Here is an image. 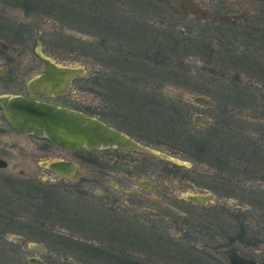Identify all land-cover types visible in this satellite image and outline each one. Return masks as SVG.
<instances>
[{
  "label": "rangeland",
  "instance_id": "374dc122",
  "mask_svg": "<svg viewBox=\"0 0 264 264\" xmlns=\"http://www.w3.org/2000/svg\"><path fill=\"white\" fill-rule=\"evenodd\" d=\"M34 1L37 0H30L29 6ZM160 1L118 0L116 3L122 4V7L127 9L125 10L127 13L119 11L116 6L111 9L114 16L112 18L104 8L105 0H41L40 8H33L37 11H33L34 13L27 11L32 14H26L25 10L17 6L4 5L0 2V11L3 10L2 7L6 9L3 10L2 17H5L3 21L7 24L1 26L3 31L0 30V41L7 45L6 50L0 48V94L12 95L24 92L25 81L30 78H27L28 73L25 74V78L22 76L27 70H32L35 64L30 48L33 37L36 36L40 44V54L51 59L57 58V62L63 65L79 66L85 72L83 76L90 77L92 100L90 112L92 116H98L103 120L105 51L111 49L112 45L120 47L121 51L129 47L138 49L139 52L135 56H117L119 58L117 68L125 70L130 77L124 78L126 81L124 87L135 85L134 79L131 78L134 77L133 73L136 76H147L151 81L138 82L139 86L150 90L160 88L164 95L171 96L170 102L173 108L170 117L169 115L167 117L168 124H164L165 117L162 110L156 109L152 101L149 103L140 101L136 93L120 94L124 98L126 95L137 98L128 100L123 106L132 108L137 106L141 119H139L140 124L132 130L129 129L131 127L123 125L122 121L120 122L122 125L118 123L115 124L117 128L114 127L119 128L141 145L164 153L178 162H197L194 163V167L185 168L187 171L183 167L187 166L183 165V173L165 171L170 173L166 175L168 177L164 172L158 173L160 171L150 173V178L147 173H143L141 177L157 183L158 189L153 191L144 189L140 192L136 188L129 187L130 185L117 174V170L123 168L121 165L111 164L112 167L107 171L110 177L87 182L86 185L92 190L87 197L80 199L79 191H71L72 187L68 181H59L37 162V156H45L44 150L49 152L48 155L55 154L58 157H71L70 155L73 154L52 149L45 145L43 139L32 136L18 139L9 131L0 133V142L5 143L8 148L5 156L9 160L7 169L0 170V264H30L27 261L29 257L39 258L42 264H104L100 260H92L80 250H69L64 247L62 244L64 240L59 236L68 237L76 242L84 238L82 243L97 245L102 250L106 247L109 253L125 260L127 264L142 258H147L149 261L152 259L154 264H193L185 259L187 258L185 250L189 248L195 250L190 251L192 255L202 250L207 253L205 255L207 258L215 260L213 263L217 261L218 264H226V259L224 260L221 254L219 256V249L229 248L232 243L229 242L230 237H234L235 240L241 238L236 234L241 230L242 222L245 225L246 236L242 237L243 244L238 243L242 246L241 253L256 258L264 255V191L255 190L254 194L257 196H250L244 188L242 191L237 189L236 195L247 196L241 197L242 199L219 195L212 185L216 177H222L224 182V184L220 183L222 190L230 187L228 186L231 185L229 170L223 167L221 169L223 163L221 165L209 163L212 160L209 156H219L220 152H216L213 147L216 143L214 139L224 145L229 137L243 141L248 136L252 141L260 139L263 144L261 138L264 136V44L259 45L262 44L260 39L262 34L264 35V13H261L259 18L253 19V14L260 9L257 0H226L232 11L235 9V4L241 5L243 11L239 13L246 16L241 18V22L250 15L249 20L244 22L249 23L254 29L240 26L243 30L232 36L229 41L231 56L225 54L229 57H217L215 53L214 57H210V50L205 48V44L217 45L218 40L224 38L223 31L227 30L226 37L231 30L230 26H225L227 19L219 20L222 26H211L214 19L213 3L210 1L209 6L205 4L203 7H198V1L204 0ZM126 2L129 5H126ZM136 5L138 8L132 14L131 10ZM156 8L160 12H157ZM85 15L87 20L84 19ZM19 21L26 22L25 26H15L14 23ZM64 23H75L77 26H62ZM254 23L262 26H256ZM27 24L29 25L26 26ZM246 29L250 30L248 40ZM103 32L110 36L103 35ZM103 38L106 40L103 41ZM242 39L248 41L247 50ZM198 45H200L199 50H197ZM165 47H168L166 50L169 53L163 59L157 57L156 60L154 56L150 59L143 55L152 52L151 48L165 51ZM239 55L244 56L245 59L236 58ZM110 61L114 62L112 58ZM112 68L108 66L107 70ZM35 70L38 71L39 68ZM235 72L241 76L240 80L236 79L239 87L232 86L230 82L233 80L224 79L234 76ZM235 89H240L241 98L235 93ZM245 91L246 95L243 93ZM158 95L163 98L161 94ZM199 96H205L211 104L202 106L195 103L194 97ZM154 112L158 117L152 114ZM187 123V126L193 128L190 132L195 135L197 132L194 129H198L200 133L216 136L210 140L209 153L212 155H202L200 151L189 154L196 149L181 143V141L189 142L187 133H183L184 129H187L185 127ZM164 126L169 130V135ZM2 128L6 129L4 123L0 121V130ZM21 146L24 151H20ZM125 151L118 149L114 150V153L126 155L122 159L133 164H137L138 159H145L148 155ZM200 153L201 156L209 158L206 159L208 162L202 158L195 159ZM162 161L171 164L169 161ZM145 163L149 164V159L145 160ZM242 165L244 163L239 167L245 166ZM151 166L155 169L153 171H156L161 169L162 164L155 161ZM84 169L86 170V167ZM244 169L247 170L245 167L241 168V171ZM20 170L22 174H19ZM210 173H213L210 178L204 176ZM184 175H188L187 180L183 178ZM10 177L14 180V186L7 183L6 179ZM44 179L45 181L47 179V183L54 184L42 186L39 196L36 192L32 194L30 189L28 195L22 192L23 187L27 185H43L41 181ZM233 184L234 190L240 185L238 182ZM113 186L129 187L127 190L142 193L147 201L122 195ZM187 193H210L214 200L203 206L194 205L182 198ZM56 195H61L62 200ZM48 196H51L53 201H46ZM88 201L90 204H84ZM6 204L9 205L7 209L19 216L18 219H13L17 223L15 226L8 223V219L12 216L4 211L5 209L3 210ZM22 206L25 210L30 207L49 206L54 213L48 218L34 220L31 215L24 217L28 212L23 211L25 213L23 215ZM143 206L144 209H141ZM144 211L154 212V216H148ZM229 214L238 216V219L226 218ZM60 215L72 219V222L78 219L83 229L73 226L74 223L71 225L68 221L53 219L55 216L59 218ZM221 215H225L226 219L221 218ZM112 219H117L121 227H129L135 233L132 235L127 230H123L122 235V229L109 231L110 224H113ZM228 221L234 226L228 225ZM142 226L149 229V232ZM140 229H143L147 235L153 232L152 234L157 237L156 242H154L156 238H152L154 243L150 244V251L145 252L136 245L138 234L141 239H145L144 237L149 239V236L137 231ZM80 230L83 233L81 237H79ZM86 236L88 239L85 238ZM258 250L261 253L257 255ZM178 252L182 254H177ZM192 255L189 253V258Z\"/></svg>",
  "mask_w": 264,
  "mask_h": 264
},
{
  "label": "flooded vegetation",
  "instance_id": "af4514ba",
  "mask_svg": "<svg viewBox=\"0 0 264 264\" xmlns=\"http://www.w3.org/2000/svg\"><path fill=\"white\" fill-rule=\"evenodd\" d=\"M157 1L161 2L160 0H157ZM168 1L169 0H164L163 2H168ZM210 1L213 3L212 14H213V18H214L211 26H222L221 23L219 22V20L227 19V25H225V26H230L229 28H231V30L228 31V34L226 35V37H225V33L227 32V30L223 31L222 36H224V38H221L220 40H218L217 45H211L210 44L207 46V44H205V48L206 49L209 48L210 57H214V54L217 53L216 54L217 57L221 56V57L226 58V57H229L232 55V53L229 52V49L231 48V46L229 45V41L231 40V37L234 36L236 33L241 32L243 30V29H241L240 26H243V28H245V27H251L252 28V26H250L249 23L245 24L246 22H244L246 20H249L250 15L246 18V20H243L241 22V18L243 16L246 17L244 14L241 15L239 13V11H241V12L243 11V8L241 7V5L235 4V9H234V11H232V7L230 6V4L226 0L198 1L197 6L203 7V5H205V4H206V6H209L208 3ZM0 2L4 5L17 6L18 8L25 10L26 14L30 13L27 11H31L32 13H34L33 11H35L36 9L33 10V8H36V7L40 8V4H41V0L34 1V3L31 4V6H29L30 0H0ZM116 2H118V0H114V2L113 1L111 2V0H105V2L103 3L104 8L107 10V13H109L108 15L110 18L114 17L113 13H111V11H112L111 9H113L116 6H117L119 11L127 13V11H125L127 9L122 7V4H118ZM119 2H122V1H119ZM257 3L259 4L258 8L260 7V9L256 13L253 14V19L259 18L261 16V13H264V0H257ZM125 4L129 5L128 2H126ZM156 5H158V4H156ZM137 8H138L137 5L135 7H133V10H131V13L133 14L134 13L133 11L136 10ZM1 9L6 10L5 7H2ZM3 10L0 11V30H2L1 26L7 25L3 21L5 19V17H2V14H4ZM157 12H160V10L157 9ZM32 13H30V14H32ZM202 14H205V13L202 12ZM137 16H139V14ZM133 18L135 19L136 17L133 16ZM84 19L87 20L86 15L84 16ZM135 20H137V19H135ZM58 21H59V19H58ZM66 21H68V20H66ZM104 22L105 21L103 20V23ZM25 23L26 22L19 21V22H16L14 24H15V26H25L24 25ZM254 24L256 26H262L258 23H254ZM28 25L29 24H27L26 26H28ZM62 26H77V25L75 23H64ZM231 26H234V27H231ZM252 29H254V28H252ZM217 30H219V29H217ZM38 33L40 34L41 32L39 31ZM249 34H250V30H247V36H248L247 40L249 39ZM103 35L110 36L109 34H107L105 32H103ZM108 38L110 39V37H108ZM244 39H246V38H244ZM104 40H106V38H103V41ZM247 40L242 39V42L245 45L246 50H247V47L249 48ZM260 41H261L260 43H262V44H260L259 46H262L264 44V35L263 34L261 36ZM39 46H40V44L38 43V37L34 36L30 50H31L33 59L35 60V64L32 66V70H30V71L27 70L24 73V75L22 76V78H25V74L28 73L27 78H30V79L25 81V89H24L23 93H16V94H12V95H21V96H28L29 95V87L31 86L32 82L35 81L36 79L42 78L44 75L47 74V72L45 71V68H44L45 67V61H47L48 63H52L55 66L61 67V68H71V69L81 68V67L75 66V65H73V66L63 65V64L57 62V60H58L57 58L51 59L47 56L40 54L39 53ZM162 46H159V48H161ZM199 47H200V45L197 46V50H199ZM217 47H219L220 49ZM0 48H2L3 50H6L7 45L3 41H0ZM159 48H155V49L151 48L152 52L143 53V55L146 58H150L151 56H154V59H156V60H157V57L158 58L160 57L161 59H163L165 56H168L169 52H168V50H166V49H168V47L167 48L165 47V51L162 49L158 50ZM105 52H106V55L103 56V66L105 68V69H103V77H104V79H103V89H104L103 90V120L101 118H99L98 116H92L91 115V112H90V107L92 104L91 88H90L91 79H90V77H84L83 76L85 73L83 69L80 72L78 71L73 76H71L69 79V82L67 84H65L62 89H58V91L56 93H53V92L50 94L38 93L34 96V99L37 101L50 103V104H53V105H56L59 107H64L67 109L79 111V112L84 113L86 115H89L91 117L100 119L101 121H103V123L105 125L125 134L124 132L120 131L119 128H118L119 130L116 129L117 127L115 124H118V123L120 124V122L122 121L123 125H125V126L127 125V127H131L129 129L132 130V129H135V126H138V124H140L139 119H141V118L139 117V110H138L137 106L136 107L134 106V108L129 107L128 105H127L128 107L123 106V104H125V105L127 104L128 100L137 99V98L134 96H127V95L124 98L123 95H120V94L136 93V96L139 98L140 101L148 102V103L150 101H152L154 103V105H156V109L162 110L163 116L166 118V119L164 118V124L167 123V119H168L167 117H168V115L170 117V111L173 108V104H171V102H170L171 96H169L167 94L164 95L162 93L163 91L160 88H155V89L150 90L149 88L139 86L138 82H141L143 80L151 81L150 80L151 78H147V76H143V75L136 76L135 73H133L132 76H134V77H131V78L134 79L135 83H133V84H135V85L132 87H129V86L124 87V84L126 83L124 78H126V77L128 78L129 76L127 75V72L125 70H120L117 68V62L119 59L118 57H120V56L121 57H123V56H131L132 57V56L137 55L139 50L129 47L125 51H121L120 47L112 45L111 49L106 50ZM231 52H232V50H231ZM244 52L246 54L248 53L247 51H244ZM225 54H227L229 56H225ZM238 57L245 59V57L241 56V55L237 56L236 58H238ZM111 58L113 59L114 62L110 61ZM150 59H152V58H150ZM113 63H115V66H113ZM108 66L110 68L113 67L112 70H107ZM237 67H240V66L237 65ZM36 68H39V70L36 71L35 70ZM248 69H250V67H248ZM160 75L162 76V74H160ZM161 76H158V77L161 78ZM200 77L202 78L201 75H200ZM240 77L241 76L238 74V72H235L234 76H228L226 78L224 77V79L233 80L232 82H230L232 84V86L233 87H239V86H237L238 83L236 82V79L240 80ZM162 78L164 79L163 76H162ZM218 78H220V77H218ZM159 81L162 82L161 79H159ZM125 88H127V89H125ZM245 88H247V87H245ZM239 90L235 89L234 91H235V93L238 94V97L241 98L240 94H239ZM243 93L245 95L247 94L246 91ZM158 94H161L163 96V98H160V96ZM1 95H9V94H0V96ZM199 97H203V96H199ZM125 100H126V102H124ZM74 102H76V104H74ZM197 104L202 105V106H205V105L208 106L211 103L208 99V103H197ZM155 113L156 112H154L152 114L154 115ZM143 120L145 121L144 118H143ZM0 121H1V123H4L5 128L7 129L6 130V129L2 128V130H0V133L9 131V132H11V134L14 137H16L18 139L22 138L23 136H25V137L26 136H32L34 138L43 139L46 146H48L52 149H55L61 153L63 152V153L73 154V155H70L72 158L71 157H63V156L58 157L55 154H49L48 155L49 152L48 153L45 152V150L43 148L45 156L44 155L43 156H37V162L41 168L46 170L47 173L54 175L56 177V179H58L59 181H68L72 187L71 191L72 190L73 191H76V190L79 191L78 198H80V199H84V197H87V194L90 193L92 190V188H90V186L86 185L87 182H94V181H97L99 179L104 180L105 178L110 177L107 175V174H109V173H107V171H108L109 167H112V166H110L111 164L112 165H114V164L121 165L123 168L120 167L117 170V174H119L121 176V178L125 182H127L128 185H130L129 187L136 188V190H138L140 192V190H144V189L147 191H150V190L153 191V190L158 189L157 183L152 182L150 179H146V178L141 177V176H143V173H147L148 178H150L149 176H151V174H153V172L156 173L158 171H160L158 173H163V172L166 173L165 176L170 174V173H167L165 171H168V172L180 171V173H183V167H184V170L187 171V169H185V168L194 167L195 166L194 163H197L196 161L195 162L191 161L189 163L176 162V161H173L172 159L159 157V156H157L151 152H147L144 150L125 149V148H119V147H103V148L96 149V150H90V149H87L86 147H81L79 149H66V148H63V147H60L58 145L51 143L45 136L38 137V136H35L33 134L22 133L16 129H14L11 126V124L4 117L1 106H0ZM185 121H187V120H185ZM122 124H120V125H122ZM187 125H188V123L185 124V127H187V129L185 128L183 133L184 134L187 133V137H188L189 142L181 141V143L184 145L186 144L189 147H193V148L195 147V149H196L195 151L190 152L189 154L196 153L197 151H200L202 153V155L203 154L212 155L209 153L210 142H211L210 140H212L216 136L211 135V134H204L203 132L200 133V131H198V129H194L197 132V134L195 135L193 132H190L191 129H193V128L189 127ZM164 127L166 129V126H164ZM166 130L164 131L165 137H166ZM167 131H168V135H169V130H167ZM3 134H5V133H3ZM125 135L130 137L127 134H125ZM258 138H260V137H258ZM132 140H134V139H132ZM253 140L254 141L250 140V138L248 136H246V140H243V141L235 140V138L229 137V140L227 141V143L224 142V145H222L221 142L216 141L214 139V141L216 143L213 144V147L217 150L216 152H219V151L220 152H219V156H214V155L209 156L210 159H212L209 163H218L220 165L223 163V165H221V169L223 167V168H226L229 170L230 181H231V183H230L231 185H228L230 187H227L226 189L222 190L221 184H224V182L222 181L223 178L222 177H216L215 178V183H214V185H212V187H213L214 191L217 192L219 195L226 197V198L242 199L241 197H247V196L244 195V196L239 197L238 194L236 195L235 191H237V189L239 191H242L244 188L245 191L249 192L250 196H257V194H254L255 190L264 191V184H262V183H264V136H263V138H261V140L263 141V144H262V142H260V139H258V140L253 139ZM134 141L139 143L136 140H134ZM235 142H237V143L235 144ZM21 145H23V144H21ZM48 147H46V149ZM240 148H242V149H240ZM118 149H122V151L126 150L125 152H129V151L142 152V153H145L148 155H146L147 157L145 159H143V158H141V160L138 159L137 164H133V163H129V161H126V159H122L126 155L114 153V150H118ZM102 150H103V152H102ZM7 151H8V148H7L6 144L0 142V164L3 165V166H0L1 171L6 170L8 167V164H9V160L5 156V153ZM20 151H24L23 146H21ZM201 153H200V156H197L195 159L199 160L202 158L205 161H207L206 159H209V158L201 156ZM148 159H149V164H146L145 160H148ZM162 160L169 161V162H171V164L164 162ZM155 161L162 164V167H161V169L153 171L155 169H152L153 167L151 166V163H153ZM56 162L69 163L71 165V168L65 174L57 173L55 170H53L51 168V164L56 163ZM243 163L245 166L242 165L244 167H239V165H241ZM228 164L231 166H229ZM257 164L260 166H257ZM183 165H186L187 167H185ZM84 167H86V170L84 169ZM245 167L247 170L244 169L243 171H241V168H245ZM19 172H20L19 174H22L21 170ZM212 175H213V173L204 174V176L206 178H210V176H212ZM166 177H168V176H166ZM183 178L187 180L188 175H184ZM6 180L8 181L7 183H10L12 186H14V180L12 177H10L9 179H6ZM46 181H47V179H46ZM46 181H45V179L41 181V183L43 185H29V186L27 185L26 187H23L22 192L25 195H28V190L30 189L29 191L32 194H35V192H36V195L39 196L41 188H43L42 186H46V185L48 186V185L54 184V183H47ZM235 182H238L240 184L239 186H236V190H234L232 187V185L234 186L233 183H235ZM109 186H111V185H109ZM129 187H119L118 188V187L113 186V188L115 190H118L119 192H121L122 195H125L129 198H132V199L140 198L144 201L145 200L147 201L146 198H143L142 193H139L137 191L127 190V189H129ZM107 196H108V194H106V197ZM192 196H200L202 198L203 197H207V198L206 199L203 198V201H195V200H192L190 198ZM56 197H58L62 200L61 195H58V196L56 195ZM182 198L185 201H187L191 204H194V205H198V206L206 205L209 202H211L212 200H214L213 195L210 193H208V194L187 193ZM263 198H264V195H263ZM55 199L58 201L57 198H55ZM45 200L46 201L50 200V202H51V201H53V198H51V196H48L47 199H45ZM89 201H91L90 198H89ZM89 201L87 203H84V204H90ZM97 202L101 203L100 201H97ZM136 205H138V204H136ZM7 206H9V205L6 204V207L3 208V210L5 209L4 211L9 212L10 215L12 216V217H10V219H8V223L11 225L13 224V226H15V225H17V223L13 219H18L19 216H17L18 214L12 212L10 209H7ZM133 207L136 208V206H133ZM0 208H1V205H0ZM85 209H87V208H85ZM141 209H144V206L141 207ZM23 211L28 212V214H25ZM22 213H23V215L25 214L24 217H29L31 215L34 218V220H37L39 218H48L50 215H52L54 213V211L52 209H50L49 206L30 207V208H28V210H25L24 206H22ZM144 213L148 216H154V212L144 211ZM238 214L240 215V213H238ZM23 215H21V216H23ZM220 217L225 218V215H221ZM237 217L238 216H236V215L229 214V215H227L226 218L238 219ZM53 219H58V220H61L62 222L68 221V223L70 222L71 225H72V223H74L73 226L78 227V229H80V228H81V230L83 229V226H81L82 224L79 222L78 219H75L72 222V219H67L64 215H60L59 218H57L55 216ZM112 220H111V222L113 224H110L109 231L122 229V232H121L122 235H123V230H127L132 235L135 233V231H133L129 227H121V225H120L121 223L118 222L117 219L113 220V221ZM227 223H228V225H230L232 227L234 226V224L230 223L229 221ZM115 224L117 226H114ZM262 226H263V224H262ZM75 227H73V228H75ZM142 227L147 232H149V229H147L145 226H142ZM244 227H245V225L242 222V225L240 228L241 230H239L237 232L236 236H241V238L246 236L245 231H244L245 230ZM37 228H38V226H36V229ZM81 230H80L79 237L83 236V233H81L82 232ZM137 231L141 234L147 235L146 233H144L143 229H140ZM72 232L73 231H71V233ZM138 232H136V233H138ZM152 233L153 232H150V234L147 235V236H149V239H148V237H144L145 239H141V238H139L140 234L136 235V237L138 238V242L136 245L138 246L139 249H141L145 252L150 251L149 250V249H151L150 244L157 241V237ZM233 234H235V232ZM144 235H142V236H144ZM59 237L60 238L62 237V239L64 240V242H62L64 247L68 248L69 250L70 249L80 250L83 254H86L92 260H100V262H103L104 264H127L125 262V260H121L119 257H115L114 254L109 253L108 250L106 249V247L105 248L103 247V250H102V248H98L97 245H88L86 243H82L84 238L81 239L79 242H76L75 240H72V239L65 237V236H59ZM107 237L109 238L110 236H107ZM85 238L88 239L87 236ZM152 238L153 239L156 238V240H154V242H153ZM233 238L234 237H230V239H229V242L230 243L232 242L228 246L229 248L224 249V250L219 249V256L221 254L224 257V260L226 259V261H227L226 264H231L232 259H234V260L238 259L241 261H246L248 263L252 262L254 264H262L263 263L264 255H262V256L259 255L256 258L255 256H250V255H246V254L241 253L242 246H240L238 243L243 244L242 241H244V239L240 238L238 240H235ZM210 239H212L211 236H210ZM105 240H108V239H105ZM227 241H228V238H227ZM155 244L158 246H161L158 243H155ZM179 247H180V245H179ZM174 250H176V249H174ZM191 250H194V249L189 248V249L185 250V253L187 254V258L185 257V259L189 263H193V264L194 263L195 264H218L217 261H216V263H213V261L215 262V260L207 258V256H205L207 254V253H205V251L200 250L199 253L196 252L192 255V253L190 252ZM220 250H221V252H220ZM179 251H181L180 248H179ZM189 253L192 255V257H190V258H189ZM260 253H261V251L258 250L257 255ZM177 254H182V253L178 252ZM28 259H27V261H28ZM217 259L219 260V257ZM152 261H153L152 259L149 261L147 258H142V259H139L138 261L132 260L128 264H154V262H152Z\"/></svg>",
  "mask_w": 264,
  "mask_h": 264
},
{
  "label": "water",
  "instance_id": "95a60500",
  "mask_svg": "<svg viewBox=\"0 0 264 264\" xmlns=\"http://www.w3.org/2000/svg\"><path fill=\"white\" fill-rule=\"evenodd\" d=\"M44 68L47 74L32 82L28 96L10 94L0 96L3 115L14 129L38 137L45 136L51 143L66 149L86 147L96 150L103 147H119L144 150L159 157L172 159L164 153L135 142L125 134L105 125L100 119L79 111L35 100L34 96L38 93H56L58 89H62L69 82L71 76L82 70V68L57 67L47 61H45ZM194 102L208 103V100L205 97H195ZM0 166L3 165L0 164ZM51 168L57 173L65 174L71 165L56 162L51 164ZM190 198L195 201H203V198L207 197L192 196ZM28 262L42 264V261L36 257H30ZM231 264L254 263L232 259Z\"/></svg>",
  "mask_w": 264,
  "mask_h": 264
}]
</instances>
